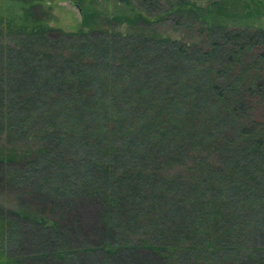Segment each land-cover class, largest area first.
Here are the masks:
<instances>
[{
    "label": "trees",
    "instance_id": "16d2710c",
    "mask_svg": "<svg viewBox=\"0 0 264 264\" xmlns=\"http://www.w3.org/2000/svg\"><path fill=\"white\" fill-rule=\"evenodd\" d=\"M20 1L33 25L0 20V264H264V26L77 0L66 31ZM222 1L205 10L236 14ZM168 15L198 33L153 26Z\"/></svg>",
    "mask_w": 264,
    "mask_h": 264
},
{
    "label": "rangeland",
    "instance_id": "374dc122",
    "mask_svg": "<svg viewBox=\"0 0 264 264\" xmlns=\"http://www.w3.org/2000/svg\"><path fill=\"white\" fill-rule=\"evenodd\" d=\"M76 1L77 0H52L51 3L45 4L42 10L35 7V14L36 16H41L42 11H45L47 5H50L51 11H49L48 18L42 20L44 23L51 26L61 27L66 31L76 30L81 26V20L83 17V12L79 9ZM169 1L172 0H163V3L168 4ZM191 1L195 2L197 8L199 6L201 7L198 11L200 14H204L207 22L217 20L228 25L242 24L264 26V0H223V12L236 13L233 16L207 13L205 7L214 6V1L216 0ZM192 2L189 3V5H192ZM82 5L88 12L91 10H97L103 16L109 17L114 15H133L136 11L138 12L140 10L138 7L134 6L135 0H133L132 3H126L124 0H85ZM257 6L262 8V14L256 13ZM248 10H251L252 12L249 15H245V13L248 14ZM168 17H170V15H168ZM172 18L173 17H170L168 20L165 19L161 22L156 20V23H154L153 26H157V28L161 29L163 33L178 37L194 36L195 33H198L197 21H188L182 26H179V24H176ZM0 20L3 25L9 21L17 24L29 25L35 23L33 16H28L25 13V5L20 0H0ZM127 22L128 21H125L121 24L115 23L117 27L119 26L123 31H128L131 29V24Z\"/></svg>",
    "mask_w": 264,
    "mask_h": 264
},
{
    "label": "water",
    "instance_id": "95a60500",
    "mask_svg": "<svg viewBox=\"0 0 264 264\" xmlns=\"http://www.w3.org/2000/svg\"><path fill=\"white\" fill-rule=\"evenodd\" d=\"M78 5V4H77ZM79 6V5H78ZM79 9L81 10V7L79 6Z\"/></svg>",
    "mask_w": 264,
    "mask_h": 264
}]
</instances>
